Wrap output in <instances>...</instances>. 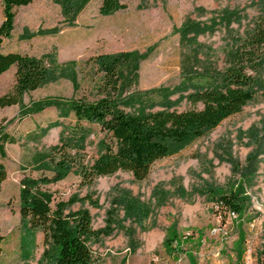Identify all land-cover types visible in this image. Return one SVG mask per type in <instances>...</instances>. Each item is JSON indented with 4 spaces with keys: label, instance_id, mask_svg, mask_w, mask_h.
Instances as JSON below:
<instances>
[{
    "label": "rangeland",
    "instance_id": "obj_1",
    "mask_svg": "<svg viewBox=\"0 0 264 264\" xmlns=\"http://www.w3.org/2000/svg\"><path fill=\"white\" fill-rule=\"evenodd\" d=\"M99 3L62 9L57 0H32L14 11L1 50L41 59L50 79L0 108L2 126L15 138L0 161V264L51 263L42 232L20 220L19 181L50 178L65 160L63 177L43 188L70 210H88L100 232L88 264H257L264 248V63L251 101L155 160L141 181L117 171L83 183L105 138L97 125L75 122L68 104L101 98V73L90 58L131 53L119 69L125 112L190 108L184 96L223 71L264 1L124 0V9L105 16ZM13 82L11 69L0 75V96ZM230 192L240 215L215 205Z\"/></svg>",
    "mask_w": 264,
    "mask_h": 264
},
{
    "label": "trees",
    "instance_id": "obj_2",
    "mask_svg": "<svg viewBox=\"0 0 264 264\" xmlns=\"http://www.w3.org/2000/svg\"><path fill=\"white\" fill-rule=\"evenodd\" d=\"M32 0H0V45L13 29L14 11ZM62 9L72 8L81 0H57ZM98 13L109 15L124 9V0H99ZM264 1V0H263ZM131 53L98 55L89 59L101 73L97 89L101 98L87 101L74 99L69 110L75 122L95 124L105 140L95 159L83 169V183L93 178L111 176L117 171L129 173L135 180H143L150 165L169 155L176 147L203 136L223 119L237 113L252 100L258 84L256 75L264 63V9L255 18L237 46L228 53V65L215 80L194 88L184 96L190 108L174 111L164 108L145 112L137 108L132 112L122 109L119 93V69L127 64ZM14 66V82L9 94L0 96V108L17 105L25 92L34 91L50 79V73L41 59L26 53L0 52V74ZM0 120V161L5 159V145L15 138L2 126ZM63 161L57 164L50 178L22 177L19 181L18 214L28 228L42 232L45 243L53 250L50 264H88L91 258V240L100 232L91 225L87 209L70 210L68 202L53 201L44 185L60 180L66 172ZM6 177L0 163V184ZM72 203V202H69ZM215 205L226 212L240 215L241 205L234 193L217 195ZM0 236V252L2 245ZM176 240L169 246L175 248ZM257 264H264V248L259 252Z\"/></svg>",
    "mask_w": 264,
    "mask_h": 264
},
{
    "label": "crops",
    "instance_id": "obj_3",
    "mask_svg": "<svg viewBox=\"0 0 264 264\" xmlns=\"http://www.w3.org/2000/svg\"><path fill=\"white\" fill-rule=\"evenodd\" d=\"M4 40H5V39H4ZM4 40H3V41H4ZM3 41L1 42V45H0V52H2V53H26V54L29 55V53H27V52H18V51H13V50H12V51H2V50H1V46H2ZM8 69H11L12 72H13V74H14V71H15L14 66H10ZM8 69H7V70H8ZM3 73H4V72H3ZM3 73H2V74H3ZM0 75H1V74H0Z\"/></svg>",
    "mask_w": 264,
    "mask_h": 264
}]
</instances>
